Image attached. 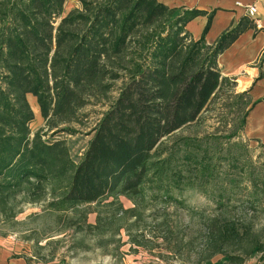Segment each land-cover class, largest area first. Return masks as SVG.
Here are the masks:
<instances>
[{"label":"trees","instance_id":"16d2710c","mask_svg":"<svg viewBox=\"0 0 264 264\" xmlns=\"http://www.w3.org/2000/svg\"><path fill=\"white\" fill-rule=\"evenodd\" d=\"M2 1L0 9L14 11V23L5 44H0L5 45L0 80L3 221L18 224L16 218L26 205H40L42 213L66 219L69 224L64 228L80 225L79 231L99 235L109 220H119L117 232L135 230L133 243L146 245L142 240L147 232L140 222L158 204H184L176 192L196 189L220 211L234 205L237 183L244 180L251 185V205H261L264 175L248 170L240 154L229 151L224 158L228 169L222 170L210 145L204 148L190 137L178 143L169 140L199 121L226 88L236 97L231 105L242 113L228 138L244 130L250 100L246 92H233L235 81L222 76L218 56L242 32L257 27L253 19L242 18L209 45L205 34L211 15L203 35L195 40L186 24L205 12L187 9L177 15L176 9L158 0H80L82 8L66 15L65 0ZM58 16L60 22L54 26ZM122 76L126 81L118 97L96 124L79 161L72 158L65 140L47 141L40 131L32 134L34 112L28 94L37 98L50 130L70 121L94 89L106 93L111 86L105 81ZM122 197L132 206L125 207ZM92 204L95 223L88 222L87 206ZM188 210L192 216L198 213ZM165 213L155 217L167 230ZM238 225L232 218L210 219L203 228L214 247L207 259L226 253L224 245L245 236ZM160 237L169 240L167 235ZM263 249L255 241L244 254L226 253V258L229 264H243Z\"/></svg>","mask_w":264,"mask_h":264},{"label":"rangeland","instance_id":"374dc122","mask_svg":"<svg viewBox=\"0 0 264 264\" xmlns=\"http://www.w3.org/2000/svg\"><path fill=\"white\" fill-rule=\"evenodd\" d=\"M8 1L10 0L2 2L6 4ZM11 2L22 4V0H11ZM74 8H82L80 0H65L63 15ZM13 14L14 11L6 10L4 6L0 9V44L1 42L5 44L8 27L14 23ZM60 19V16L55 17L54 26L59 24ZM4 49L5 45L0 46V80L3 72L1 58L5 55ZM125 81V76L106 80L105 82L111 86L106 93L94 89V95H90L87 103L77 110L70 121L50 130L41 114L37 98L28 94L27 99L34 112V119L30 123L32 134L40 131L47 141L65 140L72 158L79 161L96 124L118 97ZM233 92L237 93L235 88ZM235 101V95L227 92L226 88L221 92L217 102L210 106L211 109L202 114L199 121L179 129L169 140L171 143H178L181 142V138L190 137L199 140L204 148L210 145V153L218 155L215 154L216 166L222 170L228 169L225 156L229 151H234L242 156L243 164H248V170L264 175V144L259 140L247 138L244 130L234 138H228L229 133L240 124L242 116L238 107L231 105ZM207 136L208 140H206ZM232 142H238L240 145L231 146ZM181 154V152L177 154L178 162L182 161ZM237 185L239 187L235 192L234 205L220 211L216 210L214 201L196 189L176 192L184 204H158L147 210L140 222V226L147 232L143 240H140L146 245L133 243L132 236L136 235L135 230L121 228L117 232L116 226L119 220L113 223L109 220L106 223L107 229L103 235H99L89 230L79 231L80 225L64 228L69 224L66 219L60 220L51 212L42 213V206L30 204L26 205L24 211L17 216L16 220L20 221L18 224L3 221L0 216V235L11 236L34 261L44 264H229L226 253L244 254L243 252H246L255 241H259L264 248V201L259 206L251 205V196L248 193L251 185L244 180L238 181ZM261 193L263 195L264 191ZM121 201L125 207L132 206L131 201L124 197ZM184 206L191 207L198 213L192 216L188 207ZM87 210L88 222L95 223L96 205L87 206ZM165 211L169 225L167 230L159 225L160 219L155 217ZM35 212L39 215H34ZM213 216L236 220L245 236L237 239L234 244L224 245L226 253H217L207 259L212 252L211 248L214 247L208 244V234L203 228L207 227ZM162 235H167L169 240H163L160 237ZM243 264H264V249L253 252Z\"/></svg>","mask_w":264,"mask_h":264},{"label":"crops","instance_id":"0c3cea01","mask_svg":"<svg viewBox=\"0 0 264 264\" xmlns=\"http://www.w3.org/2000/svg\"><path fill=\"white\" fill-rule=\"evenodd\" d=\"M176 9H198L205 12L187 22L186 29L195 40L203 35L209 16L206 43L214 44L228 29L247 15L244 5L257 8L259 25L242 32L233 44L218 56L223 77L235 81L237 93L246 92L250 100L244 134L264 144V0H158ZM240 2L242 5H239ZM0 264H44L34 261L11 236L0 235Z\"/></svg>","mask_w":264,"mask_h":264},{"label":"built area","instance_id":"2783aa9c","mask_svg":"<svg viewBox=\"0 0 264 264\" xmlns=\"http://www.w3.org/2000/svg\"><path fill=\"white\" fill-rule=\"evenodd\" d=\"M239 5H242L240 2H238ZM244 7L246 8V12H247V15L253 19L256 23V26L259 25V22L257 20V17H256V13H257V8L255 5H251V4H246L244 5Z\"/></svg>","mask_w":264,"mask_h":264}]
</instances>
